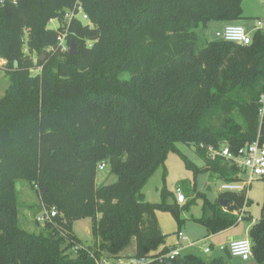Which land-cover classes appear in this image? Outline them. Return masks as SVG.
Instances as JSON below:
<instances>
[{
	"label": "trees",
	"instance_id": "trees-1",
	"mask_svg": "<svg viewBox=\"0 0 264 264\" xmlns=\"http://www.w3.org/2000/svg\"><path fill=\"white\" fill-rule=\"evenodd\" d=\"M243 0H5L0 5V58L9 84L0 97V264H96L102 253L143 264H228L187 253L174 258L156 216L170 212L178 232L185 219L175 192L165 184L158 201L142 191L153 173L176 152L196 175L238 180L241 169L208 148L227 146L232 155L260 134L264 116V29L248 45L217 39L199 30L210 21L243 18ZM89 22L73 18L66 34L75 53L57 36L62 18L76 4ZM89 42V43H88ZM44 53L42 60L41 54ZM36 54V57L34 56ZM41 67L40 71L32 72ZM193 145L205 166L198 168L177 148ZM107 163L116 179L97 184ZM38 191L42 208L55 215L42 230L20 225L17 185ZM193 189H196L194 185ZM202 198L194 221L217 234L237 226L233 211L248 205L246 191ZM224 202V205H221ZM90 218L94 242L83 246L72 226ZM252 256L264 264V201L250 226ZM76 249L70 257L68 250ZM231 258V257H230Z\"/></svg>",
	"mask_w": 264,
	"mask_h": 264
},
{
	"label": "rangeland",
	"instance_id": "rangeland-1",
	"mask_svg": "<svg viewBox=\"0 0 264 264\" xmlns=\"http://www.w3.org/2000/svg\"><path fill=\"white\" fill-rule=\"evenodd\" d=\"M262 1L264 2V0ZM216 22L217 21L208 22L204 29L199 30L201 37L207 42L217 40L215 32L220 30L218 29L220 27H216L215 24H212ZM57 25L58 22L56 20L48 23L49 28H56ZM246 31L250 36H252L254 32L252 30ZM67 46L69 47V44ZM34 56L36 57V54ZM41 58L42 60L44 59V53L41 54ZM8 84L9 79L5 74V70H0V97L3 96ZM175 144L183 155H185L186 158L198 168L205 166L204 161L200 158L193 145H186L182 142H176ZM163 174H165V184L169 190L175 192L177 187H179L187 198V201L194 199V203L188 209L181 211V218L185 219V222L182 224L180 232H182V234L190 241L210 235L205 226L195 222L194 218L201 215L202 198L199 196L201 193H204L211 201H214L219 195L220 192L218 188L221 181L217 175H212L211 173L209 174V172L204 171L195 175L191 169H188L185 166L183 159L178 153L169 151L166 155L164 164L158 167L143 188V192H148V194H150L147 197L148 201H158V189H160L163 185ZM115 179L116 177L110 173L107 163H105L103 167H98L96 174L97 184H109L115 181ZM100 180H103V183H100ZM194 185L196 186L195 190L193 189ZM17 188L19 189V192L21 189V192L19 193L20 225L30 231L42 230L43 223L38 220V217L46 210L42 208L39 192L31 190L26 181H20ZM246 196L249 200V204L245 206V211H247V214H249L251 218L256 221L260 216L262 203L264 201V181L259 179L254 180L249 187ZM161 213L163 218L160 217L159 226L162 232L166 235V241H168L170 237H173V241L176 245L178 242H181V238H176L178 233L177 221L170 212L161 211ZM250 223V220H242L237 226H234L233 232H240L243 236H246ZM73 231L83 241V243L86 244H83V246L86 247L93 244L94 237L91 232L90 218L75 221L73 223ZM225 236L226 234H218L214 238L209 237L205 240L202 239L194 247H184L181 249L180 254L184 255L192 253L194 255H198L204 261L209 258H213V256L218 252H221V255L225 256V253L222 250H219L220 243L224 242ZM205 246H211L212 251L210 253H204L203 249ZM134 248L135 244L134 241H132L119 260L107 256L106 253H102L99 259L102 262L109 264H130V262L132 264H136V260L130 258L129 256L133 253ZM67 253L70 257H75L76 249H70ZM225 259L228 264L255 263L253 260L241 262L237 258H230L227 256H225Z\"/></svg>",
	"mask_w": 264,
	"mask_h": 264
},
{
	"label": "built area",
	"instance_id": "built-area-1",
	"mask_svg": "<svg viewBox=\"0 0 264 264\" xmlns=\"http://www.w3.org/2000/svg\"><path fill=\"white\" fill-rule=\"evenodd\" d=\"M5 0H0V5L4 3ZM16 2V0H12ZM73 18L79 19L82 22H89L87 15L83 12L82 5L80 3L76 4L73 9L68 10L65 12L62 21L60 23L59 19H51L50 22L56 20L60 26L64 27V31L57 36V41L59 42L60 46L63 50L67 51L69 47L66 44V34L68 31V27L70 22ZM259 28L262 27V23H259ZM215 37L217 39H221L224 41H230L240 45H248L251 42V36L245 30L244 27L234 24L228 23L223 26L222 29L217 30L215 32ZM6 60L0 58V70L6 69ZM41 67H38L36 70H32V72L40 71ZM260 118L264 116V95L261 98V107L259 109ZM210 156L215 157L216 155L224 156L225 158L231 159L233 163H235L240 169L241 173L239 174V179L236 181H221L219 184V192H242L246 191V195L248 192L249 187L251 186L254 180H263L264 181V142L260 141V134L257 135L256 139L252 142L245 144L238 150L237 155H232L229 151L227 146L220 148L219 150L214 149L212 147L208 148ZM104 164H101L100 167H103ZM176 200L177 202L182 205L187 201L182 190L177 187L175 190ZM247 197V196H246ZM245 204L243 208L239 211H233L232 213L238 217L240 220L247 214L245 211ZM55 215V210L52 209L50 213L45 211L42 213L38 220L42 223L46 219ZM177 239L181 238V242H178L176 245L169 250L167 254L164 256H160L159 260H162L164 257L167 258H174L176 256L181 255L180 251L183 249V246H180V243H185L186 247H194L200 241H190L187 239L186 236L182 234V232H178L176 235ZM227 251L231 258H237L241 262L249 261L253 258L252 256V241L249 235L247 234L244 237L236 238L231 240L226 246ZM224 248V247H223ZM77 249V247H74ZM204 253H208L210 251V247L206 246L203 249ZM119 260V259H118ZM96 264H109L102 262L99 258H95ZM146 260L136 264H143ZM130 264H132L130 262Z\"/></svg>",
	"mask_w": 264,
	"mask_h": 264
},
{
	"label": "crops",
	"instance_id": "crops-1",
	"mask_svg": "<svg viewBox=\"0 0 264 264\" xmlns=\"http://www.w3.org/2000/svg\"><path fill=\"white\" fill-rule=\"evenodd\" d=\"M264 2L262 0H243L242 1V10H243V18L239 19V20H236V21H233V22H224V21H217L216 23H212V24H215L216 27H220L218 29H222L223 26H225L226 24L228 23H234V24H238L242 27H244L246 30H252V31H255L256 29L259 28V23H262V27L264 26ZM212 22V21H210ZM100 183H103V180H100ZM147 184V183H146ZM144 188V187H143ZM158 189V188H157ZM160 189H158L159 191ZM143 191V189H142ZM144 195H145V198L146 200H148V196L150 194L145 193L143 192ZM159 195V196H158ZM158 200L160 199V194L158 192ZM156 216H157V219L159 221V224H160V217L163 218V215L161 213V211H157L156 212ZM255 221L252 220V222L249 224V227H248V232L247 234H249V228L250 226L254 223ZM72 229H73V226H72ZM234 230V227H231L227 230H224L222 232H219L217 234H210L206 237H203V238H197L196 240H193V241H200L202 239H206V238H214L216 237L218 234H226L225 238H224V242H221L220 243V249L219 250H222L223 251V247H225L231 240H234L236 238H240V237H244L240 232H233ZM74 232V231H73ZM75 234V232H74ZM76 235V234H75ZM77 236V235H76ZM78 237V236H77ZM79 238V237H78ZM80 239V238H79ZM81 240V239H80ZM82 244L83 241L81 240ZM86 245V244H84ZM165 245L171 249L175 246V242L173 241V237H170L168 239V241L165 242ZM180 246H183V247H186L185 243H180ZM196 246V245H195ZM176 247H178V245L176 244ZM206 247V246H205ZM204 247V248H205ZM210 247V251L208 253H210L212 251V247ZM187 248V247H186ZM190 248V247H189ZM134 252V251H133ZM204 252V251H203ZM224 252V251H223ZM198 256V255H196ZM218 256H223L221 255V252H218L217 254H215L213 256V258L215 257H218ZM199 257V256H198ZM200 258V257H199ZM212 258H209L208 260H205L206 262L210 261ZM250 260H253V262H255V260L252 258ZM254 264H258V263H254Z\"/></svg>",
	"mask_w": 264,
	"mask_h": 264
},
{
	"label": "water",
	"instance_id": "water-1",
	"mask_svg": "<svg viewBox=\"0 0 264 264\" xmlns=\"http://www.w3.org/2000/svg\"><path fill=\"white\" fill-rule=\"evenodd\" d=\"M69 52L71 54L75 53V43H74V41L72 39L70 40V44H69ZM221 205L223 206L224 202H221Z\"/></svg>",
	"mask_w": 264,
	"mask_h": 264
}]
</instances>
